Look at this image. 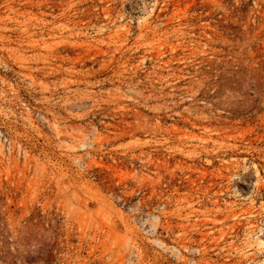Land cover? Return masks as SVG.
Segmentation results:
<instances>
[{"label": "rangeland", "instance_id": "1", "mask_svg": "<svg viewBox=\"0 0 264 264\" xmlns=\"http://www.w3.org/2000/svg\"><path fill=\"white\" fill-rule=\"evenodd\" d=\"M0 264H264V0H0Z\"/></svg>", "mask_w": 264, "mask_h": 264}]
</instances>
